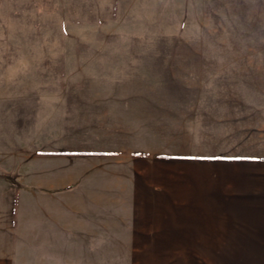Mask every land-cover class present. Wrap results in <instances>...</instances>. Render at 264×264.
<instances>
[{"label":"crops","instance_id":"crops-1","mask_svg":"<svg viewBox=\"0 0 264 264\" xmlns=\"http://www.w3.org/2000/svg\"><path fill=\"white\" fill-rule=\"evenodd\" d=\"M219 68L173 77L170 95L98 97L66 139L14 146L0 264L108 263L116 248L264 259V87Z\"/></svg>","mask_w":264,"mask_h":264},{"label":"rangeland","instance_id":"rangeland-1","mask_svg":"<svg viewBox=\"0 0 264 264\" xmlns=\"http://www.w3.org/2000/svg\"><path fill=\"white\" fill-rule=\"evenodd\" d=\"M219 67L264 87V0H0V159L66 139L98 97L170 95L173 77ZM113 251L100 264H264L236 248Z\"/></svg>","mask_w":264,"mask_h":264}]
</instances>
